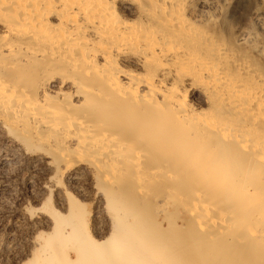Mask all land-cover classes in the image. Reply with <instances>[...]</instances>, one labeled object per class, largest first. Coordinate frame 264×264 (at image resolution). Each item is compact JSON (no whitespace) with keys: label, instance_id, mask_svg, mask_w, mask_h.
<instances>
[{"label":"bare ground","instance_id":"1","mask_svg":"<svg viewBox=\"0 0 264 264\" xmlns=\"http://www.w3.org/2000/svg\"><path fill=\"white\" fill-rule=\"evenodd\" d=\"M225 3L0 0V165L46 176L0 264H264V0Z\"/></svg>","mask_w":264,"mask_h":264},{"label":"rangeland","instance_id":"2","mask_svg":"<svg viewBox=\"0 0 264 264\" xmlns=\"http://www.w3.org/2000/svg\"><path fill=\"white\" fill-rule=\"evenodd\" d=\"M255 3L256 0H226L224 6L225 9L223 11V15H224L223 19L226 21L225 23L227 25L228 32H231L230 30H231V25L233 24L232 22L233 21L236 22L237 20H241V21L244 20L246 18V15L249 13V11L255 6ZM261 38H264V35H262ZM5 147L3 145L1 146L0 144V151H2V157L5 154H8V152L6 153ZM24 164L25 163H19V165L16 164L17 166L14 165L13 167L7 170L5 169L7 172L0 165V242L1 243L6 244L8 241L10 242L13 239V236H8V232L14 228L13 225L18 216L17 212L19 210L27 209L28 208L27 206L32 208L34 207L37 208L42 205L40 199L38 200V198L36 197V193L34 192L37 193L39 192L38 189L45 183L46 176L43 173L39 172V170L35 171L34 168H32L31 166ZM4 188L8 189L7 192L1 193V189ZM87 199L90 200V197H87ZM87 203L90 204V201H87ZM91 209H92L91 206L88 207L86 210L87 213L91 212ZM168 209L169 212L173 211L172 205H169ZM179 215L178 218L177 217L175 218L177 224H181L183 220L187 219V216L184 212L180 211ZM12 232H14V230ZM179 264H193V263L190 262L187 263L181 261V263Z\"/></svg>","mask_w":264,"mask_h":264}]
</instances>
